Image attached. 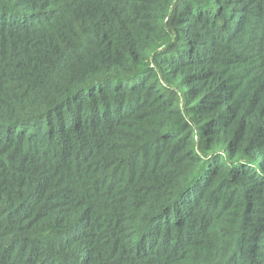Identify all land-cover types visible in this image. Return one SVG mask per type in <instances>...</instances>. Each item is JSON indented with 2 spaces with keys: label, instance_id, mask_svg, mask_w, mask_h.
<instances>
[{
  "label": "trees",
  "instance_id": "16d2710c",
  "mask_svg": "<svg viewBox=\"0 0 264 264\" xmlns=\"http://www.w3.org/2000/svg\"><path fill=\"white\" fill-rule=\"evenodd\" d=\"M0 264H264V0H0Z\"/></svg>",
  "mask_w": 264,
  "mask_h": 264
}]
</instances>
